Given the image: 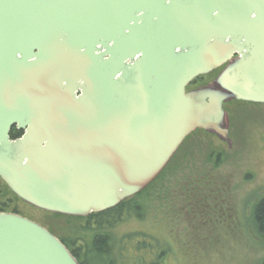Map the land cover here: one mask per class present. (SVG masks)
I'll return each instance as SVG.
<instances>
[{
	"label": "water",
	"instance_id": "1",
	"mask_svg": "<svg viewBox=\"0 0 264 264\" xmlns=\"http://www.w3.org/2000/svg\"><path fill=\"white\" fill-rule=\"evenodd\" d=\"M232 101L264 105V0H0V179L33 208L119 207L198 130L231 145ZM0 264L80 263L2 212Z\"/></svg>",
	"mask_w": 264,
	"mask_h": 264
},
{
	"label": "rangeland",
	"instance_id": "2",
	"mask_svg": "<svg viewBox=\"0 0 264 264\" xmlns=\"http://www.w3.org/2000/svg\"><path fill=\"white\" fill-rule=\"evenodd\" d=\"M219 73L189 90L211 84ZM224 110L231 145L202 130L189 136L149 196L133 198L148 203L140 215L124 209V218L108 229L115 264L134 262L135 241L144 235L149 254L166 255L162 264H264V235L253 218L264 198V105L232 101ZM0 187V213L18 212L60 239L83 236L87 218L40 211L1 179Z\"/></svg>",
	"mask_w": 264,
	"mask_h": 264
},
{
	"label": "trees",
	"instance_id": "3",
	"mask_svg": "<svg viewBox=\"0 0 264 264\" xmlns=\"http://www.w3.org/2000/svg\"><path fill=\"white\" fill-rule=\"evenodd\" d=\"M199 79H197L193 85L197 83ZM20 134V132L14 131L12 137L17 138ZM154 184L137 195V198L139 196H144V194L149 196L148 190ZM134 199L124 202L113 210L91 215L86 219V224L83 225L81 230L83 236L74 233L71 234V236L74 235L75 237L70 238V240L58 238L65 244L80 264H115L111 248L113 238L107 231H109V228L111 230L113 226L115 227V224L120 223L124 218L122 214L124 209H126L125 214H128V216L132 213L140 215L139 212L148 205V203H145L147 202L145 200L142 203H138ZM253 218L258 230L264 235V198L255 205L253 209ZM146 237L144 235V237L136 239L135 247H133L137 257L134 258L135 260L131 264H162V260L166 255L164 253L159 254L157 251L149 254L151 248L146 247V245H150ZM120 252L122 254V251Z\"/></svg>",
	"mask_w": 264,
	"mask_h": 264
},
{
	"label": "flooded vegetation",
	"instance_id": "4",
	"mask_svg": "<svg viewBox=\"0 0 264 264\" xmlns=\"http://www.w3.org/2000/svg\"><path fill=\"white\" fill-rule=\"evenodd\" d=\"M14 131H17L16 130V128L14 127L12 130H11V133H10V136H11V139H13V137H12V133L14 132ZM17 132H19V131H17ZM21 134H20V136H18L17 138H14V139H18V138H20L22 135H23V131H21L20 132ZM7 213V212H6ZM12 214H16V215H20V216H22L20 213H18V212H11Z\"/></svg>",
	"mask_w": 264,
	"mask_h": 264
}]
</instances>
